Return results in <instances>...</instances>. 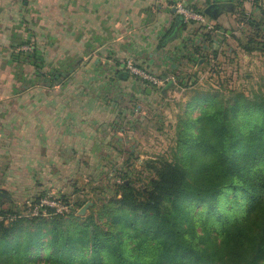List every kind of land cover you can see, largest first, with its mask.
<instances>
[{"label":"trees","instance_id":"obj_1","mask_svg":"<svg viewBox=\"0 0 264 264\" xmlns=\"http://www.w3.org/2000/svg\"><path fill=\"white\" fill-rule=\"evenodd\" d=\"M246 20L259 28L257 16ZM25 39L17 36L7 63L27 65L38 87L66 84L72 68L48 70L39 49L18 48ZM29 79L17 80L19 90ZM185 114L170 156L146 163L141 183L119 166L114 193L88 215L64 195L51 197L60 213L42 205L43 190L0 208V264H264V91L196 90Z\"/></svg>","mask_w":264,"mask_h":264},{"label":"crops","instance_id":"obj_2","mask_svg":"<svg viewBox=\"0 0 264 264\" xmlns=\"http://www.w3.org/2000/svg\"><path fill=\"white\" fill-rule=\"evenodd\" d=\"M16 3L17 0H0V43L2 30L9 31L11 41L2 48L7 51L4 50L0 57V71H15L7 62L10 45L17 38ZM39 3L43 6L39 14L41 20L37 19L40 26L33 17L34 6ZM178 4L203 14L214 31L209 33L196 22H182L169 35L178 16L175 10ZM258 5L260 3L254 0H25L24 30L25 38L39 46L48 70L47 61L58 65L56 70L68 67L73 73L79 65L90 66L95 75L92 83L97 88L107 82V86L119 88L126 87L130 80L122 74L123 62L127 59L159 77H175L186 70L200 71L210 62V55L219 54V49L224 46L222 34L232 33L238 18L257 16ZM205 9L208 14L204 13ZM66 21L76 23L68 25ZM100 72H104L102 77ZM7 78L0 76V96L9 87L12 93L7 94V103L26 101L28 108L17 111L9 105V109H4L1 105L5 102L0 98V145L16 147L25 143L28 154L19 155L17 162L5 169L6 172H0V194L3 195L0 208H8L12 203L20 205L25 198L44 190L42 181L49 179L45 177L48 168L42 161L50 158L48 150L79 147L102 150L113 138L114 130L112 111L104 108V104L100 108L99 103H92V110L85 112L61 108L62 102L68 99L64 100L59 91L69 83L40 87L45 93L40 96L42 105L37 110L33 108L36 93L17 95L16 77ZM28 81L25 90L30 86L31 89L38 87L33 84V79ZM139 88L140 85L136 94ZM147 88L144 86L141 91L146 89V95H152L151 89L147 91ZM72 105L74 109L75 105ZM115 139L118 141L120 137ZM9 181L14 184L9 185Z\"/></svg>","mask_w":264,"mask_h":264},{"label":"rangeland","instance_id":"obj_3","mask_svg":"<svg viewBox=\"0 0 264 264\" xmlns=\"http://www.w3.org/2000/svg\"><path fill=\"white\" fill-rule=\"evenodd\" d=\"M35 5L33 17H36L40 26L41 16L39 14L43 6L40 3ZM20 7V0H17L16 33L20 40H26L24 19L19 14ZM259 8L256 10L258 19L255 20L256 23L259 22L258 29L253 27L248 29L246 15L244 19L238 18L232 33L228 36L222 34L224 46L219 49V54L212 53L209 58L210 62L203 69L196 72L194 70L191 72L184 71L180 75V82L172 75L165 77L168 78L169 86L167 83L163 86H157L158 89L152 95L142 93L141 88L143 89L145 85L135 77H130L128 85L126 87L119 86L120 89L113 85L107 86L108 82L97 88V85L92 83V78L95 75H92L91 67L83 68L84 65H79L66 82L69 83L68 86L59 91L64 100L68 99L62 102L61 108L85 112L92 110V103H99L100 108L104 104V108H109L112 111V126L118 125L121 129L114 128L113 138H110L112 141L110 140L106 144L107 147H103L102 150L93 149L92 151V148L89 149L88 147L63 151L59 149L48 150L50 158H45L42 161L46 165L45 168H48L45 177L49 179L42 181L43 191L46 193L43 199L46 202H52L54 200L51 197L54 195H64L71 201L72 208L70 210H75L77 215H88L92 212L94 203H98L100 198H109L114 193V183L120 182L115 172L119 166H125L131 174V178L135 182L140 179L139 182L141 183L149 174L145 169L146 163H155L161 157L170 156L175 147L178 121L184 120L186 117V104L194 91H216L223 98H227L230 92H242L247 95L259 88L264 91V0L261 1ZM72 23L76 22L68 21L66 24L71 25ZM8 32L2 30L0 43L2 53L0 57L4 55L3 52L7 51L5 48V51L2 50V48L11 42ZM4 33L7 35L3 36ZM14 45L13 43L10 45L11 52L15 50L12 48ZM31 46L39 49L34 41L22 44L18 48L21 51H29ZM66 51L72 52L71 49H66ZM52 61L53 59L51 63ZM46 63L50 70L56 71L58 65L50 64L48 61ZM70 65L67 64V66ZM29 69L27 65H20L14 69L15 71H0V76L9 79L10 76L14 75L17 80L26 76L31 78ZM10 71L12 74H9ZM103 73L100 72L99 76L102 77ZM34 85H36L35 82ZM139 85L141 88L136 94L135 91ZM164 88L165 90L162 91ZM19 89V85H16V92L19 96H24L30 91L36 93L38 101H33V108L41 109L40 105L42 104L39 99L41 94L45 92H42L40 87H32L31 89L30 86L25 91ZM159 91L163 92V95H160ZM10 92L12 93L9 87L1 92V101L5 102L1 107L5 106L4 109H9L8 106L10 105L11 109L17 111L28 108L26 101L20 102L18 100L16 102L15 100L16 103H7L9 102L7 94ZM72 104L75 105L74 109L71 108ZM115 137H120V139L117 141ZM24 144H19L16 147H1L0 145V152L2 153L0 154V172H6L5 169L17 162L19 155L28 154ZM10 183L12 182L9 181L8 184L10 185ZM21 210L27 214V210L23 211V208Z\"/></svg>","mask_w":264,"mask_h":264},{"label":"built area","instance_id":"obj_4","mask_svg":"<svg viewBox=\"0 0 264 264\" xmlns=\"http://www.w3.org/2000/svg\"><path fill=\"white\" fill-rule=\"evenodd\" d=\"M176 12L178 15H180L182 17V20L184 23H190V22H196L199 25L205 27V29L211 33L214 31V27L212 25H209L206 23L205 21V17L203 14L184 6L183 4H178L175 8ZM123 68L125 71H127V73L132 76L135 77L136 79H138L140 81V83H142L143 85L147 86H163L164 84H166L168 82V78L165 77H159L156 76L154 74L149 73L148 71L136 66L132 60L127 59L124 63H123ZM41 204L44 206H51L55 208V211L60 213L64 210H66V207L56 201H52V202H46L45 199H41ZM27 204H29L28 202H26ZM38 207L34 206L30 212H29V216H36L38 215Z\"/></svg>","mask_w":264,"mask_h":264},{"label":"water","instance_id":"obj_5","mask_svg":"<svg viewBox=\"0 0 264 264\" xmlns=\"http://www.w3.org/2000/svg\"><path fill=\"white\" fill-rule=\"evenodd\" d=\"M208 8H209V7H208ZM204 13L208 14V9H205V10H204ZM182 22H183L182 17H181L180 15H178V16L175 18V22H174L173 28L171 29L169 35H172V34L174 33V30L176 29V27H177L180 23H182ZM122 74H124V75H126V76L128 75V73H127L126 71H123ZM167 86H169V85H167ZM148 90H149V89H147V91H148ZM164 90H165V88L162 89V91H164ZM2 202H3V195L0 194V205L2 204Z\"/></svg>","mask_w":264,"mask_h":264}]
</instances>
